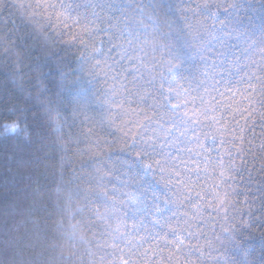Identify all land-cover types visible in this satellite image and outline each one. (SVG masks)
I'll return each instance as SVG.
<instances>
[{
	"label": "trees",
	"instance_id": "16d2710c",
	"mask_svg": "<svg viewBox=\"0 0 264 264\" xmlns=\"http://www.w3.org/2000/svg\"><path fill=\"white\" fill-rule=\"evenodd\" d=\"M55 3L47 40L0 26V264H225L241 159L264 196V0Z\"/></svg>",
	"mask_w": 264,
	"mask_h": 264
},
{
	"label": "snow or ice",
	"instance_id": "6c2138e0",
	"mask_svg": "<svg viewBox=\"0 0 264 264\" xmlns=\"http://www.w3.org/2000/svg\"><path fill=\"white\" fill-rule=\"evenodd\" d=\"M32 7L31 20L35 23L36 29L47 40L49 35L44 31V25L51 23L54 30L65 23L67 16L62 11H57L58 5L55 0H43L36 5H24L17 0H0V26L7 27L12 25V29L18 28L16 23L17 13L21 9ZM24 35H28L25 33ZM23 41L24 36L20 37ZM54 41L51 39L50 47H54ZM50 52L46 53L49 55ZM9 131H16V124H6ZM239 167L230 175V191L222 197L225 205V214L222 221L223 233L226 238L231 256L225 261V264H264V245L256 254L258 260L250 261L245 253L244 259L239 260L237 256L244 247L246 233H250L254 226L264 225V196L259 194V185H253V171L256 169V160L251 161L241 159ZM259 171L264 172V163L260 165ZM255 188L256 191L251 189ZM243 196L241 200L239 197ZM259 200V203H258Z\"/></svg>",
	"mask_w": 264,
	"mask_h": 264
}]
</instances>
